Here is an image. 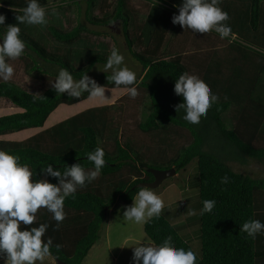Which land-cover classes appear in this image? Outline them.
<instances>
[{"label":"trees","instance_id":"trees-1","mask_svg":"<svg viewBox=\"0 0 264 264\" xmlns=\"http://www.w3.org/2000/svg\"><path fill=\"white\" fill-rule=\"evenodd\" d=\"M107 1L110 0H84L85 19L102 28L118 22L130 59L140 65L137 88L147 98L149 112L138 123V129L151 134L177 133L182 129L190 141L181 146L165 166L151 167L138 154L133 156L132 145L122 141L118 128L112 126L107 116L111 103L61 116L57 113L59 106H74L88 100L89 94L84 92L79 98L70 97L67 93L59 95L52 86L32 93L12 81H0V99L18 109L15 113L0 116V138L30 129L42 130L50 118H54L51 127L25 140L0 139V149L19 156L21 163L30 166L35 179L47 178L52 183L58 182L56 178L46 177L40 172V168L48 163L61 171L65 164L71 166L76 163L86 170L93 169L94 164L87 160V155L97 147L104 149L107 161L100 177L128 174L111 185L106 194L100 183L93 181L79 189L75 199L66 198V218L59 228L49 212L37 216L34 224L28 227L47 223L45 238L53 240L51 257L63 264H81L99 239L108 211L117 202L130 204L139 191L138 184L153 180L147 168H173L178 174L195 159L193 188H196L198 197L200 243L199 253H196L197 264H264V235L252 239L240 232V225L249 219L264 222V179L240 174L230 166V163L245 166L251 159H264V0H222L219 5L228 13L227 23L232 30L229 38H219L226 42L230 41V36L234 39L213 55L204 57L208 61L192 64L202 70V80L219 97L198 125L184 121L183 110L176 111L182 97L174 92L175 79L184 72L189 73L183 56L161 52L172 17L179 11L175 5H179L181 0H150L147 17L137 35L130 33L133 25L127 8L128 0H114L110 13L105 9L101 17L91 16L98 2L105 8ZM39 2L44 7L48 3L47 0ZM26 6L27 0H0V14L6 16L5 24L0 25V35L6 32V26L19 23L16 17L23 14ZM19 27L20 36L26 42L25 55L30 61L25 65L30 73H46L42 67L48 63L58 67L57 74L60 68H66L74 79L79 80L94 65L107 61L108 57L103 53L85 48L72 54H55L41 42L40 35L34 37L33 25L20 24ZM47 30L56 42L68 46L82 43V34L89 32L81 23L66 31L54 25ZM108 75L110 73H102L93 79L105 88L120 90L113 92L114 102L129 97L124 86L116 87L107 79ZM231 76L237 80L233 88L227 81ZM238 77L241 78L240 83ZM228 113L230 121L225 118ZM106 131L113 140L112 151L105 148ZM225 175L229 178L228 183L222 184L221 178ZM213 199L216 201L213 210L201 215L203 201ZM143 231L157 245L171 237L173 246L193 251L189 242L162 214L144 223ZM57 244L60 245L58 249L55 247Z\"/></svg>","mask_w":264,"mask_h":264},{"label":"clouds","instance_id":"clouds-1","mask_svg":"<svg viewBox=\"0 0 264 264\" xmlns=\"http://www.w3.org/2000/svg\"><path fill=\"white\" fill-rule=\"evenodd\" d=\"M222 0H181L178 14L172 17L173 24H179L184 31L206 34L216 32L221 38H227L231 26L227 23L229 15L219 6ZM18 24L6 26V32L0 35V81L12 80L15 69L9 60H17L26 52V42L21 38L20 24L46 26L47 13L39 0H27L23 14L16 17ZM6 16L0 14V25H4ZM110 73L107 79L116 87L124 86L126 93L137 97L139 81L137 74L125 64V57L113 47L106 63L99 69ZM59 95L67 93L79 98L84 92L89 98L105 100V86L84 74L79 80L74 79L66 68H60L54 81L50 82ZM174 92L182 97L176 106L177 113L183 110L182 119L192 125H198L201 118L218 100L206 83L197 75L184 72L175 79ZM87 160L94 164L93 169H85L81 164L64 165V170L54 168L48 163L40 168L46 177L57 179V183L47 178L35 179L30 166L20 162V157L0 149V259L3 264H45L51 258V237L45 238L49 225L40 223L38 227H28L37 220L38 210L46 209L52 214L56 227L65 220L64 203L66 198L75 199L79 189L96 180L106 166L105 151L97 147L87 155ZM37 175V173L35 174ZM228 177L221 178V183H228ZM216 201L205 200L201 215L210 213ZM164 201L149 187H140L133 203L123 211V220L144 224L153 218H159ZM22 225L24 227H22ZM240 232L256 239L264 235V222L249 219L240 225ZM57 249L60 245L55 246ZM133 264H197V254L192 250L173 246L171 237L162 243L140 238L133 242Z\"/></svg>","mask_w":264,"mask_h":264},{"label":"rangeland","instance_id":"rangeland-1","mask_svg":"<svg viewBox=\"0 0 264 264\" xmlns=\"http://www.w3.org/2000/svg\"><path fill=\"white\" fill-rule=\"evenodd\" d=\"M149 1L150 0L127 1V8L133 25V28L130 29L131 35H137L140 26L145 21L150 7ZM47 2L45 9L48 23L46 26L33 25L32 33H34V37L41 36V42L44 43L50 52L65 55L66 53L71 52L72 54L73 52L75 53L85 48L94 50L95 52H101L108 57L112 48L116 47L124 55L127 67L136 72L137 76L139 75L141 72L140 65L130 59L124 46L120 31L121 26L118 22L106 28L91 25L85 19L86 3L84 0H47ZM97 4L98 5L91 11V16L95 18L101 17L105 9L110 13L115 2L114 0L107 1V6H105V8H103V5L99 2ZM78 23L84 24L89 32L82 34V43H76L72 46L59 44L50 37L49 31L47 30L49 26L54 25L66 31L70 30ZM90 31L97 32L98 34H93ZM219 37V34L216 32H209L206 34L197 32L193 34L190 30L186 29L184 31L179 24L172 23L161 52L164 55H173L174 53L181 54L184 64L188 66L189 74H195L202 79V70L196 68L192 64L199 61H208L204 57L213 55L212 53L217 49L223 48L227 45V42L231 43L234 39V36H230V41L227 40L226 42V40L224 41ZM29 61L26 55H23L17 60L8 61L15 69L14 76L10 81L14 82L25 91L32 93H39L51 87L52 84L50 82L55 80L57 76L55 71L58 67L51 66L47 63L42 67V71L45 70L46 73H30L25 65V63ZM189 64H191V66H189ZM103 65L104 64L94 65L91 71L86 75L93 79L96 75L105 73L99 70L102 69ZM51 72H53L52 75L49 74ZM227 81H230L231 88H233L237 80L235 77L231 76L228 77ZM238 81L239 83L241 82L240 77H238ZM119 91V89L106 88L105 96L107 99L98 100L89 98L71 107L66 106V108L65 106H59L60 109L57 113L61 116H69L85 111L91 107L108 106L111 103L112 105L110 106L107 116L112 122V126L117 127L118 131L121 133V140L127 141L132 145L133 156L138 154L142 159L146 160L147 165L151 167L165 166L166 161L172 159L181 146L189 143L190 138L188 134L185 130L182 131V129L177 130V133L171 131L169 134L168 132H161L159 134L141 132L137 125L149 112L147 98L138 91L139 94L135 98L129 96L114 102V98L112 97H114L115 94L113 92ZM17 111L18 109L8 101L0 99V116L9 115ZM225 118L227 121H230V113L226 114ZM53 123L54 118L52 116L49 123L47 122L42 130L35 131L36 129H30L0 139L22 141L51 127ZM107 133L106 131L104 134V138L106 137V140H104L105 148L112 151L113 140ZM163 140L165 142H163ZM165 143H169L171 146ZM132 158L135 159L134 157ZM230 166L234 171L240 174L264 179V159H251L245 166H238L234 163H230ZM195 172L196 160L194 159L184 170L164 180L158 188L152 190L164 201L165 207L161 214L178 229V232L189 242L193 251L198 254L200 249L198 238L199 210L197 190L193 188ZM127 175L128 174L125 173L120 177L114 175L104 178L99 176L94 182L95 184L100 183L103 192L106 194L111 185L115 184L120 178L127 177ZM111 190L115 191L116 189ZM132 203L133 201L130 204H121L117 202V204L108 211L105 222L99 232V239L94 244L95 246H92L93 248L81 264H133V249L132 247L124 246H132L133 242L140 238L149 239L143 231V224H136L123 220L124 209L132 205ZM43 213H48V211L41 208L38 210L37 216ZM49 260L50 259H46L45 264H51L52 262ZM0 264H3L2 259H0Z\"/></svg>","mask_w":264,"mask_h":264},{"label":"water","instance_id":"water-1","mask_svg":"<svg viewBox=\"0 0 264 264\" xmlns=\"http://www.w3.org/2000/svg\"><path fill=\"white\" fill-rule=\"evenodd\" d=\"M146 171L153 176V180L150 182H143L139 183L138 187H149L151 189L158 188L162 182L176 174L175 170L173 168L169 169H153V168H147ZM56 264H63L59 260L55 259Z\"/></svg>","mask_w":264,"mask_h":264},{"label":"crops","instance_id":"crops-1","mask_svg":"<svg viewBox=\"0 0 264 264\" xmlns=\"http://www.w3.org/2000/svg\"><path fill=\"white\" fill-rule=\"evenodd\" d=\"M4 137H6V136H4ZM95 246V245H94ZM93 247H91V249H92ZM90 249V250H91ZM90 250H89V252H90ZM89 252H88V254H89ZM50 260L49 261H51L52 263L51 264H55V260L51 257V258H49Z\"/></svg>","mask_w":264,"mask_h":264}]
</instances>
